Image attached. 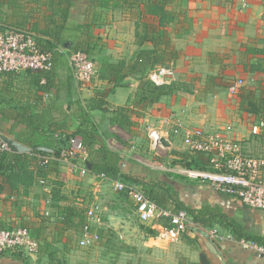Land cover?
I'll return each instance as SVG.
<instances>
[{
	"label": "crops",
	"instance_id": "crops-1",
	"mask_svg": "<svg viewBox=\"0 0 264 264\" xmlns=\"http://www.w3.org/2000/svg\"><path fill=\"white\" fill-rule=\"evenodd\" d=\"M27 1L18 0L23 10ZM89 4V0H73L68 25L82 32L90 22L102 26L87 31L88 37L79 32L83 45L90 43L97 65V77L91 84L75 81L67 61L55 64L48 85L43 72L0 76V134L14 148L8 154L54 155L53 148L43 146L54 143L48 134L58 139L76 131L78 107H84L97 92L105 93L108 101V106L90 114L99 134L108 135L101 144L118 155L121 170L132 176L150 177L149 168L157 173H176L182 165L174 152L191 154L183 144V135L197 128L211 133H227L229 128L227 136L240 141L249 153L264 154L262 139L250 133L253 125L264 121V111L258 108L264 100L263 0H169L165 8L178 22L169 30L178 57L169 64L174 74L165 82L175 83L182 91L162 97L142 117L130 115L132 124L124 128L110 123L111 112L121 107L131 111L138 81L126 78L114 87L99 79L98 63L129 61L151 44L136 45L137 7L114 11L95 7L89 14ZM0 13V22L6 25L13 10L2 8ZM178 26H185L187 32L174 38ZM172 114H179L182 128L169 132V148L151 150L147 128L160 125ZM35 121L44 123V134L33 132L29 123ZM99 146L84 150L88 165L97 161L91 153ZM158 165L171 171H158ZM36 171L35 166L28 169L29 179L17 182V191L0 178V229L40 230L44 242L31 256L0 254V264H264L237 243L239 239L264 241V211L246 208L206 182L170 180L181 202L191 208L208 204L219 209L233 228L217 223L211 228L216 236H211L202 228L189 227L177 241L160 243L155 236L166 222H149V229L153 223L159 229L151 235L138 221L132 201L111 185L81 178L60 163L51 164L43 180L32 181ZM93 206L97 213L91 229L99 239L81 247L80 232L64 230L58 223V212L79 208L86 217Z\"/></svg>",
	"mask_w": 264,
	"mask_h": 264
},
{
	"label": "trees",
	"instance_id": "trees-1",
	"mask_svg": "<svg viewBox=\"0 0 264 264\" xmlns=\"http://www.w3.org/2000/svg\"><path fill=\"white\" fill-rule=\"evenodd\" d=\"M168 1L89 0V14L93 12L92 10L95 7L105 9L106 11L110 10V8L114 11L116 9L123 10V7H137L139 21L135 23L136 45L142 47L145 43L151 44V48L149 49L138 50L129 61L119 60L115 63L99 61L98 63L100 71L99 79L112 83L114 87L122 85L126 78L138 81L134 99L131 101V111L121 107L111 112L113 117L110 119V123L120 128L131 126L132 123L129 121L130 115L142 117L147 108L157 103L162 97L182 91L173 82L155 85L148 78L149 73L159 67L169 68V64L174 62L178 57V51L172 46V38L169 33L170 28L174 27V24H178V22L175 21V17L165 8ZM27 3L23 10L24 6H21L18 0H0V9L7 8L13 10L12 15L7 17L6 25H4L33 33L40 47L52 54L53 67L51 71L55 64H64L67 61L68 55L72 52H82L89 58L93 55L92 49L89 46L90 43L85 42L88 45L85 46L80 40L81 36L79 32L82 31L68 25V17L70 9L73 6V0H30ZM38 7L39 14H37ZM26 8L27 11L25 12ZM93 27L102 26L93 25L90 22V24L83 27L82 34L88 37L87 31ZM173 32H175L174 38H179L181 33L187 32V30L185 26H178ZM90 59L96 63L94 58ZM51 71L43 72L42 75L47 85L51 81ZM105 106H108L105 93H95L94 97L84 107H78L77 119L79 120V126L76 131L67 136L61 135L58 139L52 137V133H49L48 136H51L50 139L54 143L43 144V146L53 148L54 156L58 157L63 150H67L70 139L76 136L79 137L84 148L90 151L95 144H99V149L93 150L91 153L97 159V161L89 162L91 174H104L111 180L119 179L125 184L139 187L148 200L156 204L157 207L170 210L173 213L184 211L203 230L211 229L217 223L221 226L226 225L229 228H233L231 222L219 209H215L208 204H202L199 208H191L179 200L170 180L190 183L191 181L187 177L171 172L157 173L152 169L150 170V168L146 169L150 177H135L123 172L118 155L111 153L107 150V147L101 144L102 140L106 139L108 135L105 133L99 134V127L93 123L90 117L91 112L99 111ZM258 108L260 111H264V100ZM29 126L32 127L35 134H44V123L42 121L30 122ZM174 154L180 157L179 163L185 168L200 170L208 168L209 157L203 153L186 154L174 152ZM35 155L42 154L7 153L1 157L0 178L5 184L10 186L12 191L19 190V186L16 185L17 182L29 179L28 169L31 166H35L37 169L35 177L31 180L34 181L36 179L38 181L46 177V172L51 164L59 165L58 161H49L45 167H41L38 165L39 161ZM156 174L162 175V178H158ZM1 190L2 188L0 187ZM120 194L127 198L126 193L120 192ZM57 220L64 230H74L81 234L86 220L85 211L79 208H62L58 212ZM163 225L165 226L166 224L163 223ZM158 231L157 225L151 229L148 228V232L151 235H155ZM30 233L38 241L40 247L41 242H44L41 236L42 232L39 230L34 233L30 231ZM252 240L264 245L263 240L258 238ZM44 245L48 246L46 243Z\"/></svg>",
	"mask_w": 264,
	"mask_h": 264
},
{
	"label": "built area",
	"instance_id": "built-area-1",
	"mask_svg": "<svg viewBox=\"0 0 264 264\" xmlns=\"http://www.w3.org/2000/svg\"><path fill=\"white\" fill-rule=\"evenodd\" d=\"M243 1V7H245ZM264 7V0H263ZM61 51V50H60ZM52 54L43 50L35 35L29 31L8 27L0 22V76L6 74H21L24 72H49L53 67ZM71 76L81 85H89L97 77L96 63L82 52H72L67 57ZM264 62V60H263ZM172 68L159 67L150 72L148 78L155 85H162L166 79L173 76ZM183 113V112H182ZM179 114H172L163 119L158 126L147 128V137L151 150L166 149L160 140L166 139L170 144L169 132L182 128ZM226 132H206L194 129L185 132L183 144L190 153H203L209 157V165L205 170L177 168L176 173L191 181L208 183L215 191L227 197L237 199L244 207L264 211V154L253 155L244 149L240 141L227 136ZM251 136L261 138L264 143V121L253 125ZM84 146L78 137L69 141L67 150L58 157L54 155H35L38 165L45 167L49 161H58L75 172L79 177H91L95 181L111 185L116 192H124L132 201L140 223L165 221L156 234L160 243L177 241L189 228L197 226L193 219L184 211L175 213L157 207L148 200L141 188L130 186L119 179L111 180L104 174H91L84 159ZM12 149L0 134V159ZM158 171H171L170 167L158 165ZM97 207L93 206L86 212L87 220L83 226L79 245L86 247L91 241H97L99 236L92 232L91 223L96 219ZM198 227V226H197ZM207 234L216 236L215 229H205ZM237 243L245 250L254 252L264 260V245L251 239H239ZM38 241L31 236L29 229L15 227L0 229V254H20L31 256L37 253Z\"/></svg>",
	"mask_w": 264,
	"mask_h": 264
},
{
	"label": "water",
	"instance_id": "water-1",
	"mask_svg": "<svg viewBox=\"0 0 264 264\" xmlns=\"http://www.w3.org/2000/svg\"><path fill=\"white\" fill-rule=\"evenodd\" d=\"M3 138H4V140L9 144V146L11 147V149H14V148L12 147L10 141H8V139H6L5 137H3ZM160 143H161V145H162L164 148H169V147H170L169 142H168L166 139H164V138H161ZM87 167L90 168V165L87 164Z\"/></svg>",
	"mask_w": 264,
	"mask_h": 264
},
{
	"label": "rangeland",
	"instance_id": "rangeland-1",
	"mask_svg": "<svg viewBox=\"0 0 264 264\" xmlns=\"http://www.w3.org/2000/svg\"><path fill=\"white\" fill-rule=\"evenodd\" d=\"M93 56V55H92ZM92 56H90V58H92ZM98 73V72H97ZM167 152H162V155H164V154H166ZM73 173H75V172H73ZM77 174V173H76ZM78 175V174H77ZM148 223H146V224H144L145 225V227L146 228H149V227H147L146 225H147ZM155 225H154V223H153V227H154Z\"/></svg>",
	"mask_w": 264,
	"mask_h": 264
}]
</instances>
